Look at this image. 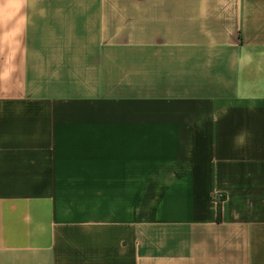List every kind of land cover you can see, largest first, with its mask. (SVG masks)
I'll return each mask as SVG.
<instances>
[{
    "label": "crops",
    "instance_id": "obj_1",
    "mask_svg": "<svg viewBox=\"0 0 264 264\" xmlns=\"http://www.w3.org/2000/svg\"><path fill=\"white\" fill-rule=\"evenodd\" d=\"M0 264H264V0H0Z\"/></svg>",
    "mask_w": 264,
    "mask_h": 264
},
{
    "label": "trees",
    "instance_id": "obj_2",
    "mask_svg": "<svg viewBox=\"0 0 264 264\" xmlns=\"http://www.w3.org/2000/svg\"><path fill=\"white\" fill-rule=\"evenodd\" d=\"M222 200V197H221ZM221 217V205L220 202L217 204V219L220 220Z\"/></svg>",
    "mask_w": 264,
    "mask_h": 264
},
{
    "label": "built area",
    "instance_id": "obj_3",
    "mask_svg": "<svg viewBox=\"0 0 264 264\" xmlns=\"http://www.w3.org/2000/svg\"><path fill=\"white\" fill-rule=\"evenodd\" d=\"M221 195L220 194H216L214 195V201L218 204L219 202H221Z\"/></svg>",
    "mask_w": 264,
    "mask_h": 264
}]
</instances>
